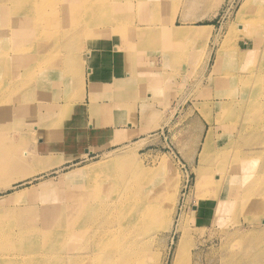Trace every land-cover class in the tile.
Wrapping results in <instances>:
<instances>
[{
  "label": "rangeland",
  "instance_id": "rangeland-1",
  "mask_svg": "<svg viewBox=\"0 0 264 264\" xmlns=\"http://www.w3.org/2000/svg\"><path fill=\"white\" fill-rule=\"evenodd\" d=\"M186 2L116 0L109 5L114 9L108 14H96L93 12L95 8L88 5L74 14L73 31L51 24L42 26L34 34V40L37 38L39 42L36 43L39 52L53 54L50 63L59 68L55 70L64 72L61 74L64 79L51 83L54 78H43L38 68L32 73L34 76L37 71V78L28 79L32 86L25 88L27 83L21 84L24 91L17 89L22 91L17 95L21 97L9 101L6 108H0V167L9 161L19 163L17 167L0 168V229L4 227L0 240L16 246V250H9L7 256L20 254L26 245L39 247L45 234L56 227H65L67 214L81 206L71 207L68 201L78 197L76 193L85 187L83 182L87 178L98 176L103 180L109 177L107 184L115 188L112 191L120 198V188L131 183L139 185L138 176L148 170L155 181L162 176L167 183L165 224L161 228L152 227V230L146 221L138 226L142 235L139 239L154 235L153 243L146 248L149 264H152L153 256L156 261L153 264H264V207L255 203L257 197L251 189L250 195L254 197L248 200L250 206L247 210L254 204L257 212L248 214L242 208L234 209L232 201L242 190L239 189L241 180L238 184L233 182L232 191L222 197L220 206H225L224 211L214 214L212 208L217 206L218 200L212 199V191L208 196L212 151L206 148L207 137L212 132L215 144L225 143L224 139L234 136L236 146L231 157L243 151L248 158L253 154L264 158V133L256 134L264 130L260 128L264 111L248 109L253 101L260 102L264 98L258 94L264 92L263 78H252L254 70L264 68V45L262 40L255 44L256 40L243 35L230 37L241 28L238 16L245 0ZM106 17L116 24L106 23L98 29L97 41L110 43L112 38L119 41L113 30L117 22L123 21L118 31L124 34L126 42L119 41V50L128 51L125 52L126 58L135 59L140 51L139 57L146 66L155 56L164 60V66L167 64V97L163 96L161 101L156 97L157 105L167 107V110H150L145 114L140 130L131 135L134 140L128 143L125 142L130 137L121 132L123 135L113 141L118 145L90 150L66 160L58 150L40 149L39 141L44 142L43 136L37 135L34 126L40 128L41 123L38 118L34 120L30 116L52 114H47L50 112L47 107L57 103L58 97L62 102L70 101L69 79L73 82L76 77L83 78V54L91 45L84 41L83 34L89 27L95 30L94 26L100 22L103 24ZM182 25L190 27L196 36L176 37L178 28L175 27ZM59 33H63L66 40H57ZM74 36H81V39H74ZM27 44L30 43L25 42ZM238 46L242 52H248L240 59L236 57ZM32 47H28L29 51L23 49L25 55L16 52L7 58L0 57V77L11 81L13 73L15 77L34 64L40 55L37 46L33 50ZM1 91L4 92L5 88ZM237 109L245 113L239 121L232 119ZM46 140L58 142L59 137L55 135ZM255 165L256 162L246 167L245 172L251 173ZM15 170L20 171L19 174H12ZM3 175H11L9 187L4 185ZM199 175H202L200 180ZM213 175L216 180L217 173ZM92 182H88L85 190L92 187ZM260 183L264 185V178L256 180L254 188ZM257 192L258 198L263 197L264 192L258 189ZM133 196L129 202H133ZM99 198L106 201L103 196ZM90 201L92 198L86 203ZM246 215L250 221L246 220ZM77 259L80 258H69L64 263L72 261L68 264H75Z\"/></svg>",
  "mask_w": 264,
  "mask_h": 264
},
{
  "label": "bare ground",
  "instance_id": "bare-ground-1",
  "mask_svg": "<svg viewBox=\"0 0 264 264\" xmlns=\"http://www.w3.org/2000/svg\"><path fill=\"white\" fill-rule=\"evenodd\" d=\"M186 1L187 0H185V2ZM114 2H116V0H70V2H68V0H0V23L3 24H0V57L7 58L9 55L16 52L25 55V53H22L23 49L29 51L28 47L30 48V45H33V47L37 46V53L40 55L39 59H37L30 67L25 68L23 73L17 74L15 77L13 73V76H10L11 81H6L3 77H0V108L5 107L9 101L11 102L14 99L18 100V98L21 97L17 96L24 91V86L21 84L27 83L25 88L32 86L29 84L28 79L30 80V78L36 77L38 72L35 71L34 76L32 73L34 70H38V68L41 70L40 75L43 76V78H54L51 83H53V81L58 82L61 79H64L61 77V74L64 72L61 70H55L59 68L52 66L50 63L53 61L51 60V55L53 54L46 52L40 53L38 45H36V43L39 42L37 38L34 40V34L37 31H40L42 26L47 27L48 25L56 24L59 25V29H64L65 31L69 29L70 31H73L74 26L72 25V19L76 12L82 11L86 6L91 5L95 8L93 12L96 14L99 12L108 14L114 9L109 6L114 4ZM149 5L148 8L150 7ZM238 17L242 22V24L239 25L241 28L235 32L236 34H231L230 37L235 38L238 37V35H243L244 37L249 38V40H256L255 44H258L262 40L264 45V0H245V3L239 11ZM240 17L242 18L240 19ZM113 22L109 21L106 17L103 24L100 22L99 25L94 26L95 30L89 27V29L83 34L84 41L87 40L89 43H94L98 39V29H101L106 23L111 25L116 24V21ZM122 22H117V25L113 30V35H117L118 38H120L119 41L125 43L126 37L118 31V27L121 28ZM175 28H178L177 33L175 30L176 37L178 38H192L196 36L195 33L191 31L190 27L182 25ZM4 29H6L7 32H4ZM45 30L50 31L48 29ZM172 30H174L173 26ZM52 34L53 33H51V35ZM56 38L57 40L60 39V41L65 39L63 33H59ZM51 39L52 38H50V40ZM74 39L80 40L81 36L77 38L74 36ZM9 41H11L10 44ZM25 42L30 44L25 45ZM22 43H24V45H22ZM19 46V50L15 51ZM239 47L240 46H238L236 52V57L240 59L248 52H242ZM234 49H236V47ZM261 70L262 71L254 70L255 74L252 78L257 80L263 78L262 81L264 82V68H261ZM28 74H31L32 77ZM80 77H76L77 81L75 84L78 86V89H80L84 83L82 82L83 79ZM2 88H5L4 92L1 91ZM21 88L23 89L22 91L17 90ZM76 91L77 93L79 92V90ZM258 94L264 95V92H258ZM70 102L71 101H60L49 107L46 106L48 109H45L50 111L47 112V114L52 113L50 115L46 114L47 116H45V114L43 115L42 113L30 116L34 120L35 118H38L41 123L40 128L34 126V129L37 128L36 133L38 136L41 134L44 137H41L44 142L48 140H46V138L50 139L61 133L64 123L69 118L73 109V104ZM229 103L231 102L229 101ZM18 105L20 106V104ZM24 106L27 110V105L24 104ZM248 109L252 111H264V98L260 102L255 103L253 101L251 107ZM244 115V111L241 112L237 109L236 116L232 119L239 121L244 118ZM230 123L231 121L229 124ZM260 128L264 129V118L260 124ZM257 133L262 134L264 133V130L257 131L256 134ZM122 135L123 133L117 132L114 140ZM213 138L214 136L211 132L206 140V148L207 150L210 149L212 151L211 174L209 176V181L207 182L209 190L208 196L212 191V199L218 200L217 206L212 208L214 214L217 213V215H219L224 211L225 206H220L221 200L223 199L222 197L226 192L230 193V191H232L233 182L238 184L237 182H240L241 180V186L239 189L242 190L238 193L236 199L232 201V206L234 209L242 208L243 211H247L245 213L255 214L257 212V207L254 204H252L249 210H247L250 206L248 200H251L254 197L250 195L251 189H253L254 194L257 197L255 203L264 207V195L263 197L258 198L257 192V189L264 192V185H261L260 183L257 188H254L253 186L256 180L260 181L261 178H264V158L259 155L255 156L254 154L250 155L252 158H248L249 156H245L243 151L238 155L231 157L230 154L236 146L234 136L229 139H224L225 143L216 144L213 141ZM12 158H14V156ZM254 162H256L254 170L251 173H246V167L253 165ZM18 165L19 163L16 161L13 163L9 161L6 165L3 164L0 168L17 167ZM161 167H164L163 163H161ZM161 167H159V171L161 174H164L165 171H163ZM19 172L20 171L15 170L12 174H19ZM214 173H217L216 176L218 177V180L217 177L216 180H213L215 176L213 175ZM11 175H3V177H5L4 185L6 187H9L10 185V180L12 179V177H10ZM118 175H120V173ZM202 175H199V180L202 178ZM99 178L102 179L98 176H91L87 178L86 182H83L86 187L89 181H93L92 187L87 190H85V187H82L81 190L76 193V195L78 194V197L68 201V205L71 207H78L80 204L81 206L75 211L74 209H71L67 214L69 217L65 227H56V229L45 234L42 245L39 247L34 244L26 245L23 247L20 254L15 253L7 256L9 250H16V246L12 242L0 240V264H68L72 261H68V263H64V261L69 258L70 260L80 258L76 260L77 262H75V264L81 262L85 264H149V260H147L148 249L146 248L153 243L154 235L139 239L138 237L142 235L141 232L138 231V226L141 222L146 221L150 224L152 230V227L153 229L161 228L165 224L163 217L165 218L167 214V208L165 207L167 205V183L162 176L155 181L156 178H154L148 170H144L141 175L138 176L139 185L131 183L130 185L127 184L128 186H119L121 187L120 189L122 193V197L119 198L116 197L112 191L114 187L110 185V183L107 184L109 177L103 180H99ZM107 186H109V189ZM106 189L108 191L104 194ZM132 194H134L132 198L133 202H129ZM99 196H103L106 201L100 199ZM88 198H92V201L86 203ZM247 216L248 215H246V220H248ZM4 223L5 222H3V225ZM114 223L115 226L113 225ZM2 228L0 229V234L4 232ZM239 247H241V245ZM150 261H152V264L155 263V256H153Z\"/></svg>",
  "mask_w": 264,
  "mask_h": 264
},
{
  "label": "crops",
  "instance_id": "crops-1",
  "mask_svg": "<svg viewBox=\"0 0 264 264\" xmlns=\"http://www.w3.org/2000/svg\"><path fill=\"white\" fill-rule=\"evenodd\" d=\"M112 40L110 43L95 41L83 54L84 87L81 86L77 93V80L72 82L69 79L68 96L70 101L73 98L70 102L73 104L72 112L61 133L56 135L59 141H39L40 149L54 147L67 160L89 150L118 145L113 143L117 132L130 137L125 142L128 143L134 140L131 135L140 130L145 114L150 110H167V107L156 103V97L160 101L163 96L167 97V64L164 66V60L155 56L146 66L139 57L140 51L135 59L126 58L125 52L119 50V41Z\"/></svg>",
  "mask_w": 264,
  "mask_h": 264
}]
</instances>
